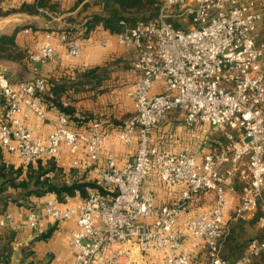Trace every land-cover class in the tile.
<instances>
[{
	"label": "built area",
	"instance_id": "1",
	"mask_svg": "<svg viewBox=\"0 0 264 264\" xmlns=\"http://www.w3.org/2000/svg\"><path fill=\"white\" fill-rule=\"evenodd\" d=\"M156 13L115 34L117 43L135 53L137 77L129 93L133 112L118 130V140L133 147V161L122 167L112 155L99 169L98 186L81 202L61 206L50 193L44 213L59 223L74 218L70 231L73 255L62 264H92L102 252L115 264L134 249L161 255V264H194L183 248L186 238L201 241L204 264H249L264 250V239H253L236 259L222 255L230 220H246L258 212L264 223V0H156ZM190 19L187 28L175 21ZM30 29L25 28L28 32ZM70 57L84 54L85 38L58 32ZM53 33L30 53L33 63L56 58ZM105 44V38L99 40ZM159 82H162L161 84ZM48 81L37 75L13 86L0 72V146L17 155L26 167L38 159L59 162L67 149L79 154L74 167L92 166L108 140L103 120L84 130L70 128V116L55 112L51 131L41 137L23 122L24 108L46 119L44 93ZM176 111L183 126L196 129L201 148L172 151L155 144L152 133L164 115ZM155 180L173 189L167 202L158 201ZM104 192H102V190ZM213 195L209 209L190 214L204 194ZM235 204L226 216L229 197ZM41 213L30 210L27 225L38 229ZM20 226L0 206V228Z\"/></svg>",
	"mask_w": 264,
	"mask_h": 264
},
{
	"label": "crops",
	"instance_id": "2",
	"mask_svg": "<svg viewBox=\"0 0 264 264\" xmlns=\"http://www.w3.org/2000/svg\"><path fill=\"white\" fill-rule=\"evenodd\" d=\"M35 1L0 0V34L10 35L16 31L15 43L17 50L22 53L13 59L0 57V72L13 86H16L18 83L31 80L37 75L44 77L47 81L53 77H60L65 81L76 80L78 73L85 68L108 65L109 77L102 80L98 86L86 85L80 89L79 86L68 88L61 94L59 104L52 101L50 103L45 102L46 119H38L28 108H24L26 117L23 119L24 124L33 133L45 137L53 128L56 120L55 112L50 109V105L62 108V102H67L64 110L70 116V128L74 131L84 130L95 118H101L109 136L98 160L87 169L80 170L72 164L73 159L75 157L80 158V155L72 154L66 149L62 159L55 164L66 182L73 180L94 181L98 185L99 169L104 165L106 156L112 155L118 167L133 161L134 158L133 147L123 146L119 142L117 134L123 121L134 110L129 93L132 91L137 77V71L134 68L135 53L132 49L117 43L116 33L110 32L102 26H97L85 38L84 54L81 57H70L57 37L58 30L64 26V17L75 15L82 9L83 5L86 3L90 5L92 0H48L45 7L38 8V12L31 13L20 10L23 3L33 4ZM97 8L98 6H95L92 9ZM44 13L47 15L46 18L42 15ZM87 13H89V6H87V11L82 12V15ZM133 24L125 23L121 30ZM25 28L30 30L25 32ZM47 32L53 33L52 42L57 51L56 58L49 62L33 63L30 61L29 55L44 40ZM101 38H105V44L99 42ZM5 104V99L0 97V105L4 107ZM174 122L173 119L164 120L153 131V142L172 151H177L182 147L199 150L201 148L199 129H185L183 123L181 126V123L175 125ZM0 153V162L5 163V165H13L14 168L22 167L23 176L26 175V167L17 155L8 153L1 146ZM47 161L48 158H41L32 166L37 168L39 163L45 166ZM152 183L156 186L158 184L157 198L160 203L170 200L174 192L172 188L162 185L156 180ZM92 190L93 188H88V194ZM21 191L20 188L8 187L5 192L0 193L2 210L11 212L15 221L20 225L18 227L0 228V264H62L73 255L70 245V231L76 227L75 219L70 218L59 223L54 222L44 213L47 193L22 195ZM51 194L56 197L61 206L75 205L88 195L83 197L79 191H76L74 195L67 196L66 200L61 202L54 193ZM212 199L211 193L202 195L191 207L189 215L209 209ZM235 199L236 195L231 194L226 216L230 215L236 202ZM32 209L42 215L37 224L38 229L27 225V214ZM183 248L192 256L194 264L205 263L207 250L200 240L188 236ZM108 261L113 262L111 254L102 252L92 264H104ZM161 262V255H142L134 249L133 256L132 251H130L125 257H119L115 264H161Z\"/></svg>",
	"mask_w": 264,
	"mask_h": 264
},
{
	"label": "trees",
	"instance_id": "3",
	"mask_svg": "<svg viewBox=\"0 0 264 264\" xmlns=\"http://www.w3.org/2000/svg\"><path fill=\"white\" fill-rule=\"evenodd\" d=\"M47 2L48 0H36L33 4L23 3L20 10L31 13L38 12V8L45 7ZM155 3L156 0H92L90 5L86 3L75 15L64 17V26L58 32H65L70 37L79 35L86 38L97 26H102L110 32L117 33L125 23L131 25L137 20L153 17L156 13ZM87 6H89V13L82 15V12L87 11ZM95 6L98 8L92 9ZM176 26L179 25L176 24ZM15 33L16 31L10 35L0 34V57L13 59L22 54L17 50ZM109 72L108 65H96L78 73L76 80L65 81L60 77L48 79L49 89L43 95L44 101L59 104L61 94L68 88L79 86L80 89L86 85L98 86L102 80L109 77ZM55 164L52 159H48L45 166L39 163L37 168L30 164L26 166V175L23 176L22 167L14 168L13 165H5L0 162V193L5 192L8 187L20 188L23 190L21 191L22 195L54 193L58 200L63 202L67 196L74 195L76 191H79L84 197L88 194V188L99 187L94 181H63L62 173ZM101 190L104 192L103 189ZM258 216L260 217L259 213L253 219L257 220ZM259 232L257 239H264V224ZM248 243L245 245L247 246ZM242 246L241 244L239 247H234L233 235L227 234L222 247L223 257L226 259L238 258L246 248V246ZM249 264H264V250Z\"/></svg>",
	"mask_w": 264,
	"mask_h": 264
},
{
	"label": "rangeland",
	"instance_id": "4",
	"mask_svg": "<svg viewBox=\"0 0 264 264\" xmlns=\"http://www.w3.org/2000/svg\"><path fill=\"white\" fill-rule=\"evenodd\" d=\"M42 15L44 16V18L47 17V15L45 13ZM52 16H55V15L52 14ZM175 23L178 24L179 26H181L182 28H187V26L190 24V19L187 18L186 20H180V21L176 20ZM258 38L260 40H264V21H262L258 27ZM159 83L161 84L162 82H159ZM166 119L167 120L173 119L175 121L174 123H176L175 125L181 123V126H182V123H183L182 117L176 111H171V112L166 113L164 115L163 119L161 120L159 126ZM196 128H198V126H196ZM185 129H187V128H185ZM61 179H63V181H66V179L63 177H61ZM154 181H155V175L152 174V182H154ZM155 184H156V182H155ZM157 186H158V184H157ZM9 191H13V190H9ZM258 213L260 216L262 215L261 212H258ZM253 218L254 217L246 219V220H230L228 222V229H229L228 235L229 234L233 235L234 247H239L241 244L243 245L242 247H244V246H246L245 244H247L250 240L257 239V236L260 233L259 231L261 230V227L263 226L264 223L259 219V216H258L257 220H254ZM233 259H235V258H233Z\"/></svg>",
	"mask_w": 264,
	"mask_h": 264
}]
</instances>
